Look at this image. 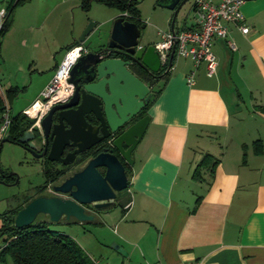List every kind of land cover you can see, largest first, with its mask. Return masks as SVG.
I'll use <instances>...</instances> for the list:
<instances>
[{"label": "crops", "instance_id": "crops-1", "mask_svg": "<svg viewBox=\"0 0 264 264\" xmlns=\"http://www.w3.org/2000/svg\"><path fill=\"white\" fill-rule=\"evenodd\" d=\"M57 1L52 8L65 4L79 8L74 0ZM242 8L243 25L249 31L244 35L236 25L225 24L228 35L214 39L211 46L218 60L213 77L207 78L205 63L195 70L190 59L174 54L169 76L159 81L165 84L148 108L150 123L129 166L132 198L122 208L120 219L113 213L95 215L96 223L102 216L116 220L107 232L109 238L99 234L103 243L105 239L114 243L110 264H264V0H249ZM106 10L95 9L101 14L96 25L111 24L109 37L114 22L125 14ZM175 24L178 30L193 29L194 14L191 22ZM14 26L15 18L11 30ZM60 45L59 53L72 44ZM148 45L152 44L139 42L140 47ZM29 61L28 68L0 70V93L20 90L6 103L13 118L40 100L59 65L50 69L35 57ZM237 65L239 73L245 74L244 85L252 101L248 126L243 119L232 120L224 93L240 99L232 80ZM191 73L195 74L193 86L186 82ZM257 141L262 150L254 145ZM205 155L219 162L212 174L203 170L194 178ZM61 222L84 227L75 220ZM0 264L13 262L6 259Z\"/></svg>", "mask_w": 264, "mask_h": 264}, {"label": "water", "instance_id": "water-1", "mask_svg": "<svg viewBox=\"0 0 264 264\" xmlns=\"http://www.w3.org/2000/svg\"><path fill=\"white\" fill-rule=\"evenodd\" d=\"M187 1H159L161 7L174 11L172 27ZM94 26L95 23H89L79 41L67 49L83 44ZM144 28L127 22L124 17L117 18L108 42L80 57L73 66L69 82L82 86L69 103L56 105L44 117L40 123L42 134L37 129H29L14 144L27 149L33 158L43 159L46 155L48 162L70 167L77 156L111 138L112 147L132 167L131 155L148 129L150 116L147 114L135 122L134 119L149 104L153 93L130 70L139 68L154 80L166 73L159 74L161 63L154 47L139 46ZM173 56L174 51L170 54L168 69L172 67ZM45 140L51 143L49 147L45 144L41 153ZM6 142H9L7 138L0 144V150ZM100 168L104 169L103 175L98 171ZM51 187L56 196H38L15 216L17 230L32 226L39 215L56 224L70 220L81 224L93 221L95 216L86 207L96 214L110 212L117 207L116 193L121 194L128 188V178L118 158L103 149L95 158L86 160L71 177Z\"/></svg>", "mask_w": 264, "mask_h": 264}, {"label": "rangeland", "instance_id": "rangeland-1", "mask_svg": "<svg viewBox=\"0 0 264 264\" xmlns=\"http://www.w3.org/2000/svg\"><path fill=\"white\" fill-rule=\"evenodd\" d=\"M136 1L141 20L145 23L139 42L140 44L144 42L152 45L156 44L159 40L158 34L168 31L174 11L161 7L159 5L160 0ZM5 2L6 0H0V9L6 8ZM58 2L57 0H30L25 5L15 9L14 15L10 19V21H13L15 18V26L12 30L9 28L1 39V44L3 45L0 51V70L13 72L19 65L28 68L31 62L29 59L31 60L32 57L37 58V60L41 61V64L50 66V69H52L55 63L60 64V61L65 56L64 50H61V53L57 51L59 44L65 47L67 44L78 42L89 23L98 24L97 21L101 14L95 12V9L107 11L106 8L95 4L87 13L79 8L72 9L73 6L69 4L52 8ZM73 2L77 6L78 3L76 1ZM192 2L193 0L187 1L181 8L175 18V26L179 27L186 19L187 22L193 20ZM110 29L111 24L103 27L96 25L82 45L89 52H93L95 48L108 42ZM55 51L58 52L56 55H54ZM226 53L229 52L226 50ZM176 60L180 61L177 57ZM249 69L250 67L248 66L246 68L247 73H249ZM233 73L232 80L237 86L240 99H234L228 92L224 93L226 100L229 102L232 120L243 119L248 126L253 109L250 94L243 81L245 74L243 72L239 73L238 65L237 67L235 66ZM160 86L159 84L156 90H159ZM234 100L236 104L233 102ZM134 158L135 155L131 157L132 162H134ZM0 181H2L0 182V215L13 207L19 206L25 198L33 197L36 191L45 184L40 162L33 158V155L27 149L10 142H6L0 150ZM46 194L52 195L49 192L44 193L45 196ZM131 198L132 193L127 188L124 192L118 194L117 207L108 213H113L117 217L115 219H120L122 208L125 207V204ZM105 213L107 214V212ZM100 214L102 215L103 213ZM101 218L103 220L100 219L99 223H96L97 220H93L82 224L84 227L80 225L68 226L63 222L56 224L55 222H50L49 219L42 215L37 217V221L49 223V230L68 234L82 250L84 249L83 251L87 256L98 262L97 264H110L112 259L110 256H114L115 253L113 249L114 243L108 244V239H105L106 243H103V237L101 238L99 234L106 233L109 238L110 236L107 232L116 220L112 219L114 222L108 221L105 216ZM2 245V240H0V247Z\"/></svg>", "mask_w": 264, "mask_h": 264}, {"label": "trees", "instance_id": "trees-1", "mask_svg": "<svg viewBox=\"0 0 264 264\" xmlns=\"http://www.w3.org/2000/svg\"><path fill=\"white\" fill-rule=\"evenodd\" d=\"M29 1L30 0H6V17L0 29V51L2 47L1 39L12 26V21H10V19L12 18L15 9L19 6L25 5ZM74 1L78 3L79 8L83 12H89L94 4L100 5L101 7L110 8L116 12L118 11L121 14H125V20L129 23H135L139 28L145 26V23L140 21V12L138 11L136 0ZM172 21L173 17L170 21V25L172 24ZM135 72L141 77L145 84L148 83L149 86L152 87L153 95L148 105L149 108L159 97L165 83L159 87V90L154 91L153 89H155L161 79L165 82L169 73H164L165 70L162 69L160 70V75L163 73L164 75L157 80H154L138 68L135 69ZM19 91V89H10L6 91L4 95L0 93V114L5 110L6 103L8 104L15 99ZM11 118V127L6 138L10 143L14 144L20 137H22L24 134L23 132H27L31 128L33 122L25 118L23 114ZM254 145H258V149L262 150L259 141L255 142ZM260 150L256 151V154H260ZM245 151L243 153V163L246 162ZM218 162V160L211 156L205 155L201 160L200 165H198L194 171V178H198L203 170H208L212 174L213 168ZM62 174L63 173L57 172L53 169L52 163L46 161L43 171V178L45 180L44 186L42 188L40 187L33 197L25 198L19 206L13 207L6 213L0 215V240H2L3 243L0 247L1 262L10 259L13 264H97V262L87 256L82 248L68 235L49 230V223L37 221L36 219L32 226L22 228V230H17L14 226V218L22 208L28 202L34 200V198L45 196L44 192L47 190V187L53 183L55 184ZM127 174L129 182V171ZM5 183L7 184V182Z\"/></svg>", "mask_w": 264, "mask_h": 264}, {"label": "built area", "instance_id": "built-area-1", "mask_svg": "<svg viewBox=\"0 0 264 264\" xmlns=\"http://www.w3.org/2000/svg\"><path fill=\"white\" fill-rule=\"evenodd\" d=\"M249 0H219L218 4L211 0H194L193 14L195 18V27L193 29L178 30L174 27L169 28L167 32H160L158 42L153 45L159 55L161 69L169 73V58L172 51L180 58L191 60L194 69L201 63H205L207 78L216 74L218 60L212 52L211 46L214 39H225L227 27L225 24L236 25L242 34L247 35L249 28L243 25V16L241 9ZM6 17V9H0V24L3 25ZM0 27V29H1ZM231 50L234 46L228 43ZM87 53V49L80 44L66 50L61 63L56 66L55 74L49 84L43 90L39 101L34 102L23 115L32 121L31 129H37L42 134L40 123L51 107L56 104L65 103L71 94L72 84L69 82L70 72L82 54ZM194 75L186 78L188 85L194 83ZM8 106L0 114V144L8 136L12 118ZM55 196L51 185L47 191Z\"/></svg>", "mask_w": 264, "mask_h": 264}, {"label": "flooded vegetation", "instance_id": "flooded-vegetation-1", "mask_svg": "<svg viewBox=\"0 0 264 264\" xmlns=\"http://www.w3.org/2000/svg\"><path fill=\"white\" fill-rule=\"evenodd\" d=\"M87 53H91V52H89L88 50H87ZM86 54V53H85ZM85 54H82L80 57H82L83 55H85ZM135 67H133L130 71L131 72H133L138 78H140L141 79V77L140 76H138L137 74H136V72H135ZM139 69V68H138ZM160 74V73H159ZM158 74V75H159ZM70 78V77H69ZM141 81L144 83V81L141 79ZM72 84V83H71ZM147 85L149 86V84L147 83ZM82 86V84L81 83H78L77 85L76 84H72V88H71V94H70V96H69V99L65 102V103H60V104H56V105H66V104H68L69 103V101L72 99V97L75 95V93L77 92V90L80 88ZM151 87V86H150ZM151 91H152V87H151ZM149 105V104H148ZM148 105L146 106V107H144V109H141L140 110V112H139V115L136 117V119H134V122L137 120V119H139V118H141V117H144V116H147V113H148ZM56 106H54V107H51L49 110H48V112L46 113V115L45 116H47L48 115V113L53 109V108H55ZM57 113H58V111H57ZM57 113H55V115H54V120L55 119H57L56 118V116H57ZM44 116V117H45ZM134 122H132V123H130L129 125H132ZM94 125V124H93ZM111 138H109V140H107V141H103V142H101V143H99L96 147H94V148H92V149H89L88 151H86V152H84V154H82L81 156H77L76 157V159H75V161H74V164L72 165V166H70V167H66V166H63V165H61V164H53L52 163V165H53V169H55V171H57V172H61V173H63L61 176H60V178H59V180L54 184V185H56V184H59V182H61L63 179H67V178H69V177H71L72 176V174L73 173H75V172H77L78 171V167H80L82 164H84V162L86 161V160H88L89 158H95L96 156H97V154H99L100 152H102V150L104 149V150H108L109 152H111L112 154H114L117 158H118V160L120 161V163L122 164V165H124V167H125V170H126V175H128L127 173H128V171H129V165L125 162V160L124 159H122L121 157H120V155L118 154V152H117V150L116 149H114L113 147H112V144H111ZM51 142L50 141H48L47 143H46V140H45V143H44V146L41 148V153L43 152V148H45V146L47 145L48 147L50 146L49 144H50ZM46 144V145H45ZM40 153V154H41ZM95 153H97V154H95ZM134 155V154H133ZM133 155H131V157L133 156ZM45 157H46V155H45ZM43 158V159H41V158H39V159H36L37 161H39L40 162V164H41V168H42V174H43V171H44V166H45V164H46V158ZM98 171H99V173L100 174H104V169L103 168H100V169H98ZM52 185V184H51ZM47 191V190H46ZM44 192V193H47V192ZM118 194L119 193H116V197L118 198ZM46 196H50V195H48V194H46ZM52 196V195H51ZM56 196V195H55ZM116 202H117V205H118V200L116 199ZM86 209H87V212L88 213H93L94 214V216L95 215H97L96 213H94L92 210H91V208H89V207H86Z\"/></svg>", "mask_w": 264, "mask_h": 264}]
</instances>
